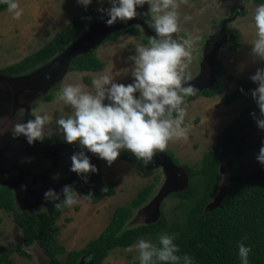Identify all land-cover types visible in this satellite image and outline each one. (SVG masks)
I'll list each match as a JSON object with an SVG mask.
<instances>
[{
	"label": "rangeland",
	"instance_id": "obj_1",
	"mask_svg": "<svg viewBox=\"0 0 264 264\" xmlns=\"http://www.w3.org/2000/svg\"><path fill=\"white\" fill-rule=\"evenodd\" d=\"M20 8L23 9V15L20 19H13V13L7 10L0 13V68L17 63L28 55L38 51L54 36L62 31L77 15L88 9L78 4L77 0H18ZM261 4L255 0H223V3L216 5V10H211L210 14L207 9L198 10L197 15H192L190 20L181 22L180 31L173 34V39L193 37L198 30V26L207 25L211 34L200 37L193 45L192 51H196L192 55V61L189 64L186 73L192 78L199 73V60L202 47L210 42L221 33L225 25L235 28V31L241 36V47L236 50L223 48L219 54V58L223 60L227 67V76L223 78V82L230 87V92H234L237 88L234 78L247 79L255 74L259 68H264V60L255 58L252 55V43L255 40V9ZM149 5L146 3L143 7L137 8L142 15L135 19L121 22L109 26L105 23L108 19L104 13L97 18H93L82 33V39L77 46V52H65L59 55L53 62L49 64L46 72L42 73V68L33 71L19 78H9L0 76V187L10 185L14 191L19 212L34 211L48 212L54 211L55 202L45 201L44 197L37 198L34 187L37 185L42 187L45 182H41L49 177L52 185L47 188H54L58 193L65 185H73L74 179L78 176L70 171L71 164L66 162H58L51 159L43 151L29 153L37 157H30L32 163L16 164L19 154L13 153L16 149V139L10 134L12 127L16 122L26 123L28 121L27 114H48L51 117V125L54 134L59 132L56 120L61 116L71 114V107L64 104L63 101L57 100V94L67 84L81 83L86 90H94L93 86L86 83V78L93 80L100 74L114 75L117 83H132L133 77L131 70L134 62L129 59L135 55L137 45H148L143 39L156 37L154 29L150 28L146 21L151 20ZM222 7V8H220ZM149 15H143L148 13ZM190 13V12H189ZM181 18V17H180ZM188 21V23H185ZM193 24V25H192ZM130 26H139L142 29V36H131L124 34L120 39L108 41V37L112 32L120 29L126 30ZM214 26H216L214 28ZM158 38V37H157ZM222 40H225L223 35ZM95 48L98 57L106 63V67L101 72H69L65 70L69 61L74 55L83 52L87 48ZM76 50V48H74ZM197 55V59H196ZM47 66V65H46ZM51 73L52 80H45L47 88L41 90V84L38 82L42 77L48 78ZM58 86V87H57ZM54 94V100L51 102L42 101V98L48 94ZM20 103L18 105V103ZM253 102L252 99H243L236 101L230 106H226L221 102L220 97L207 99L203 96L196 101L187 104V116L185 118V126H190L187 140H177L170 142L166 151H172L175 156L180 159L182 164L194 165L198 163L203 154L213 148L220 134L225 128L240 115L244 108ZM107 103V101H105ZM33 104H38L37 107ZM15 115L13 117L12 115ZM25 118V119H24ZM10 134V135H9ZM51 136V137H52ZM46 136L43 141L51 138ZM63 137V134H62ZM63 144L78 148L79 145H69L64 141ZM46 145V144H44ZM45 148V147H44ZM259 151L252 149L246 157L238 164V168L242 173H248L255 169H264L256 157ZM45 156V157H44ZM51 160L43 161L44 158ZM43 158V159H42ZM40 159H42L40 161ZM154 159V158H153ZM98 156L94 161H99ZM20 161V159H18ZM54 161V162H52ZM64 161V160H61ZM155 162V160H154ZM153 162V163H154ZM224 167V181L227 185V176L234 164L231 160ZM150 163V164H153ZM101 169L102 176L96 186L102 187L109 182L116 184L117 193L99 203H92L90 200L81 199L72 207H68L58 218L57 226L60 230L61 244L66 246L68 250H76L83 248L90 240L100 236L109 226L116 209L120 206L127 205L136 195L153 181L155 176L160 180L157 183L155 191L156 196L160 189L165 185L166 179L176 182L174 178L165 173L162 168H153V174L149 177H143L138 173L135 165L124 161L118 157L111 166L103 160ZM146 167V165L144 164ZM168 169V168H167ZM174 177L180 175L178 182L184 185L185 176L181 172L170 166ZM17 176L14 181L11 175ZM40 176L43 178L40 179ZM57 177V179H53ZM35 179V180H34ZM62 181V183H61ZM35 182H38L35 184ZM60 183V185H57ZM224 184V186H226ZM19 189L23 190L21 193ZM47 190V189H46ZM61 197L63 198L62 194ZM23 199H32V203ZM179 199L168 198L166 200L165 212L171 220L174 218L173 208L178 204ZM47 203V205H46ZM142 209V208H141ZM138 209L134 214V218L127 224V227L139 226L146 224L148 218L138 217L137 214H147L146 209ZM67 219H71L68 221ZM151 236L141 238L146 241L155 242L150 239ZM141 239L129 248H118L114 250L106 259L104 264H129L139 257L138 250L134 247ZM23 242V230L14 221L11 213L0 211V256L4 253L12 252V260L14 264H48L46 255L42 252L38 244L28 247L27 250L33 254V260L21 257L15 250L16 247ZM85 263V262H82ZM0 264H3L0 262Z\"/></svg>",
	"mask_w": 264,
	"mask_h": 264
},
{
	"label": "trees",
	"instance_id": "obj_2",
	"mask_svg": "<svg viewBox=\"0 0 264 264\" xmlns=\"http://www.w3.org/2000/svg\"><path fill=\"white\" fill-rule=\"evenodd\" d=\"M255 2L264 4V0H255ZM110 6L109 0H102V2L92 0L88 9L77 15L50 42L21 61L0 68V75L18 77L51 62L78 40L91 18L102 13L98 9H107ZM7 9L8 5L0 0V13ZM227 31L228 42L225 47L229 50L240 48L241 36L232 27H228ZM124 32L134 36L141 35L137 27H129L124 31L112 33L108 41L120 39ZM144 42L149 44L148 39H144ZM105 67L106 63L98 57L96 50L91 49L74 57L70 62L69 71L101 72ZM227 72L224 63L218 59L215 67L217 83L211 88L186 97V103L195 101L199 96L207 98L219 96L226 106L244 98L253 100L251 91L257 87V84L250 78L240 79L230 76V79L236 81L237 88L234 92L227 93L230 92V87L222 81L227 76ZM86 83L93 86L89 78H86ZM241 89L244 91L241 92ZM54 97L51 93L43 97L42 101L51 102ZM253 102L225 128L218 137L216 145L204 153L198 163L182 164L173 152H167L174 163L183 168L188 177V186L171 195V198L179 199L178 204L173 208L172 220L163 213L156 223L127 227L135 211L155 193L160 180L158 176H155L153 181L127 205L117 208L109 226L100 236L90 240L81 249L68 250L61 244L60 230L57 226L58 218L67 211L68 207H55L53 213L19 212L14 191L8 186L0 187V211L11 213L16 224L23 230V242L16 247L15 251L21 257L33 260V254L27 248L38 244L46 255L48 264H78L82 258H86L89 263L104 264L117 248L131 247L139 239L148 236H151L156 241L155 244L159 246L160 235L167 233L174 237L173 242L180 249L178 255L187 254L192 258V264H241L238 248L241 242L252 249L248 258L249 264H264V169H255L244 174L238 168V164L250 150L259 151L261 146H264V134L253 133L258 126L251 113L255 112L259 116L258 106L254 100ZM34 106L37 107L38 104ZM31 119H34L33 114ZM62 139L60 132L47 139L45 143H60ZM119 157L135 165L141 176L152 175L143 162L127 150H122ZM227 158H232L233 170L227 176L228 181L222 202L218 207L211 208L209 205L224 181L220 169ZM102 163L96 165L99 169L98 173L89 174L87 183L81 176L74 183L78 196L94 204L117 193L114 182H109L102 187L96 186L102 176ZM105 186L109 189L107 193L101 191ZM89 192L93 193L91 198L86 196ZM0 262L14 264L12 252L3 253L0 256ZM129 264H140V261L137 259ZM157 264H165V262L157 261ZM181 264H183L182 261Z\"/></svg>",
	"mask_w": 264,
	"mask_h": 264
},
{
	"label": "clouds",
	"instance_id": "obj_3",
	"mask_svg": "<svg viewBox=\"0 0 264 264\" xmlns=\"http://www.w3.org/2000/svg\"><path fill=\"white\" fill-rule=\"evenodd\" d=\"M2 2L8 5V11L13 13V19H20L23 15V9L20 8L18 0H2ZM77 2L87 8L92 3V0H77ZM187 2L188 0H109L111 5L109 8L98 9V11L102 12L100 15L104 13L107 15L108 19L105 23L111 26L118 20L125 22L142 15L137 11V8H141L147 3L153 15H151V20L146 21V23H148L150 28L154 29L156 37L150 38L148 45H137L135 55L129 57V59L134 62V66L131 70L132 77L134 78L132 83H117L114 80V75L104 73L92 80L94 90H86L83 84L75 83L65 85L61 92L57 94V100L63 101L64 104L70 106L72 110L71 114L61 116L56 120L58 130L63 134L64 141L67 144L72 145L78 143L80 150L74 151L70 156V171L78 175L74 179L73 185L65 184L60 189V193L54 188H49L44 193L45 201H60V203L54 204L53 208H70L76 205L79 202L78 192L74 186L76 179L81 176L84 182L87 183L89 174L98 173L99 169L96 166L98 164L94 165L91 163V159L85 153V149L87 152L98 156L99 159L106 161L109 166L118 159L122 150H127L138 160H141L150 172H153V168L157 169L161 166L157 167L156 165L150 164L154 162L153 158L155 156H162L166 159L167 164H170V166L174 168L171 165L173 163L175 166L174 169L181 172L182 176H185L188 180L187 174L183 168L177 166L173 158L168 155L167 152L172 151H166L170 142L188 139L190 126H185L184 123L187 116L186 97L201 92L194 86L188 84L194 77L192 78L191 75L186 73L192 61V48L198 37H189L187 39L178 37V39H173V34L180 31L181 18L179 8L182 4H187ZM100 15H97V17ZM143 15H149V11ZM97 17L95 16V18ZM93 18H91V21ZM190 19L191 18L188 16L184 17V20ZM254 24L256 38L252 43V55L255 58L264 60V4L259 5L255 9ZM130 27H137L141 31L140 37L142 36V29L139 26ZM228 27L229 26L225 25V28H223L219 35L205 44L202 62L204 60L205 51L209 47L216 48L220 46L218 48L217 60L220 59L219 54L221 50L226 47L225 44H221L218 40H220L219 37L223 32V34L227 36L228 42ZM83 31L78 40L68 48L69 50L79 44L82 39ZM118 31H120V29L114 32ZM124 34L134 36L126 32ZM91 49L95 48H87L83 52L73 56V58ZM65 52L66 50L60 55ZM58 57L59 55L56 58ZM73 58H71V60ZM71 60L65 69L68 73L70 72L69 65ZM221 61L223 62V60ZM51 62L43 65L45 67L42 68V72L39 73L40 76H42L43 72H46ZM201 64L199 73L196 76L200 74ZM33 71L24 75L33 73ZM214 74L216 77L215 68ZM249 78L253 83L257 84V87L251 91V96L259 109V116H257L255 112L251 113L258 126V129L254 130L253 133L264 134V68L257 69L255 74ZM45 80L49 82L52 80L51 73L48 78L42 77L38 80L41 84L42 91L43 86L41 82ZM217 81L216 77L213 86ZM243 91L244 90L241 89V92ZM105 101H107V103H105ZM33 108L34 104L32 105V109ZM31 116L32 113L27 114L28 121L26 123L16 122L14 124V127L11 129L13 139L24 136L27 143L32 145L34 142L43 141L46 136L51 137L54 134L50 127L51 117L48 114L41 115L37 112L34 119H31ZM60 143L63 144V142ZM60 143L55 144L60 145ZM57 145L52 146L46 144V147L53 148L57 147ZM256 159L261 165H264V146H261ZM230 160L232 162V158H227L222 168H224L228 163L227 161L230 162ZM162 167L166 173V169L163 165ZM177 177L180 178L181 176L178 175ZM177 177H174V180L176 184H180ZM53 179L55 180L57 177H53ZM168 183L170 182L166 179L164 186ZM108 190L107 186L101 189L104 193H107ZM61 194L63 199H61ZM154 195L155 194H153L142 207L138 208H142L141 210L146 209L148 212L147 214H137V216L139 215L138 217L148 218L149 220L146 224L142 225L156 223L162 217L163 213L166 214V200L171 198V195L166 197L161 203L160 215L157 209L151 205L152 201L157 196ZM86 196L91 198L93 193L89 192ZM164 204L165 206L163 207ZM53 212L54 211H51V213ZM150 239L153 240L151 237ZM153 241L156 243L155 240ZM173 241L174 237L167 233L160 235L159 246L151 241L141 239L134 246L139 252L138 259L140 264H157V261L165 262V264H181V261L183 264H192V258L187 254L183 256L178 255L180 249ZM238 248L241 264H249L248 258L249 254L252 252L251 247H246L245 244L241 242ZM131 250V248L128 249V251ZM81 260L78 264L81 263ZM84 262L85 263L82 264H89L86 259Z\"/></svg>",
	"mask_w": 264,
	"mask_h": 264
},
{
	"label": "water",
	"instance_id": "obj_4",
	"mask_svg": "<svg viewBox=\"0 0 264 264\" xmlns=\"http://www.w3.org/2000/svg\"><path fill=\"white\" fill-rule=\"evenodd\" d=\"M220 46H217L216 48H207V50L205 51V56H204V60L201 64V70H200V74L196 77H194L191 81L188 82V84L194 86L198 91H202L208 87L213 86V84L216 81V77L214 74V68H215V64H216V60H217V55H218V48ZM69 50V49H68ZM68 50H66V52H69ZM184 86H188V85H184ZM197 91V92H198ZM20 138H18L16 140V148L19 146V142ZM36 147L34 148L35 151H33L32 153H35L37 151H43L40 150L42 147H46V145H44L42 142L40 141H36L35 142ZM21 146V145H20ZM19 146V148H20ZM174 168V164H171ZM164 168L166 169V173L170 176H172L174 178V176L172 174H169V172L171 171L170 169V164H163ZM168 168V169H167ZM233 170V168L231 169V171ZM221 173L224 174V168L220 169ZM230 171V172H231ZM229 172V173H230ZM166 184V186H164L162 188V190L159 192V194L155 197V199L152 201V204L158 211V214L160 215V205L163 202V200L170 196L173 193H176L180 190H184L187 186H188V180L187 178H185V182L184 185L181 186V184H176V182H171ZM224 184L226 185V182H222V185L220 187V190L218 192V194L216 195V197L214 198L213 202L209 205V207L214 208V207H218L220 205V203L223 200V192L226 186H224ZM7 186V185H6ZM9 187H11L10 185H8ZM12 188V187H11ZM31 253V252H30ZM86 258H83L81 260V263L85 261ZM89 264H93L92 262H90Z\"/></svg>",
	"mask_w": 264,
	"mask_h": 264
},
{
	"label": "flooded vegetation",
	"instance_id": "obj_5",
	"mask_svg": "<svg viewBox=\"0 0 264 264\" xmlns=\"http://www.w3.org/2000/svg\"><path fill=\"white\" fill-rule=\"evenodd\" d=\"M223 32H222V35L219 37V39L220 40H218V42H221V44H226V42L227 41H225L224 42V40H222V38H223ZM226 35H225V40H226ZM220 44V43H219ZM77 46H79V44H77L75 47H72L71 49H70V51H71V53H73V52H77V51H80V50H77ZM74 48H76V50L74 49ZM79 54V53H78ZM75 56V55H74ZM42 83V89L43 90H46V88H47V85H46V82L45 81H42L41 82ZM200 97V96H199ZM199 97H197V99L199 98ZM196 99V100H197ZM195 100V101H196ZM17 102V101H16ZM192 102H194V101H192ZM18 103V102H17ZM191 103V102H190ZM20 103H18V105H19ZM13 117H15V115L13 114L12 115ZM25 119V118H24ZM10 134H12V131L10 132ZM9 134V135H10ZM20 144H19V146H20V148H19V146L14 150V152L13 153H15V154H19V156H17V162H16V164H21V160H22V163L24 164V161L26 162V163H32L31 162V159H30V157H34V158H36L37 157V154H35V155H28L29 153H32L33 151H35L34 150V148L36 147V144H35V142H34V144H32V145H29L28 143H27V140H26V138L24 137V136H21V138H20V141H18ZM43 144H49V145H52V146H54V145H57V144H54V143H44L43 142ZM44 149V150H43ZM40 150H43V154L45 153V154H47L48 156H50L51 157V159L53 158V160H55V161H58L59 163L60 162H66L65 164H71V161H70V156H71V154L74 152V151H79L80 150V147H78V148H73V147H71V146H66V145H63L62 143H60V145H57V147H53V148H44V147H42ZM85 153L90 157V159H91V163L92 164H94V165H96V164H101L102 162H103V160H99V161H94V159L97 157L95 154H92V153H90V152H87V150L85 149ZM44 154V155H45ZM45 157V156H44ZM43 157V158H44ZM42 158V159H43ZM18 159H20V161H18ZM42 159H40V161L42 160ZM61 160H64V161H61ZM154 160H155V162L153 163V165L155 166H160L159 168H162L163 169V167H162V165L163 164H167L166 163V159L165 158H163L162 156H155L154 157ZM43 161H49V162H51V160H49V159H47V158H44L43 160H42V162ZM52 162H54V161H52ZM102 169V168H101ZM164 170V169H163ZM11 179L14 181V183H15V178L17 177V176H15V174L14 175H11ZM47 179H44L43 181H41V182H45L44 184H43V186L42 187H39V186H35L34 187V189H35V191H36V197L37 198H42V197H44V193H45V191H47L48 189H49V187L47 188V186H48V184L49 185H52V182H51V180H50V178L49 177H47V176H45ZM43 177L42 176H40V179H42ZM35 180V179H34ZM36 183H38V182H35V184ZM61 183H62V181H61ZM57 185H60V183H58ZM53 187H55V185H52ZM47 189V190H46ZM21 189H19V191H20ZM21 193L23 192V190H21L20 191ZM16 198V197H15ZM62 198V197H61ZM24 201H26V202H29V203H32V199H23ZM58 203V201H56V203L55 204H57ZM46 205H47V203H46Z\"/></svg>",
	"mask_w": 264,
	"mask_h": 264
},
{
	"label": "crops",
	"instance_id": "obj_6",
	"mask_svg": "<svg viewBox=\"0 0 264 264\" xmlns=\"http://www.w3.org/2000/svg\"><path fill=\"white\" fill-rule=\"evenodd\" d=\"M222 3H223V0H188L187 4H182L179 8L181 22H184L185 16L193 18L192 15H197L198 10L207 9V13L210 14L211 10L217 9L216 8L217 4L221 6ZM220 8H222V7H220ZM209 19L211 22L212 21L211 18H209ZM210 22L207 25L198 26V28H197L198 30L196 31V36L200 37V42H202L201 41L202 36L204 38L205 35L211 34L210 31H208V27L210 25ZM185 23H188V21H186ZM215 27L216 26H214V28ZM192 35L194 37L195 34H192ZM203 50H204V46L202 47V52H201V56H200L199 60H196L200 64L202 62ZM194 53H196V51H192V55H194ZM196 59H197V55H196ZM194 77H196V76H194Z\"/></svg>",
	"mask_w": 264,
	"mask_h": 264
}]
</instances>
